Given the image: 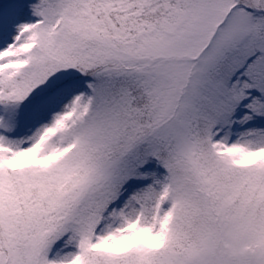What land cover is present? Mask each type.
Listing matches in <instances>:
<instances>
[{
  "label": "snow or ice",
  "instance_id": "6c2138e0",
  "mask_svg": "<svg viewBox=\"0 0 264 264\" xmlns=\"http://www.w3.org/2000/svg\"><path fill=\"white\" fill-rule=\"evenodd\" d=\"M0 264H264V0H0Z\"/></svg>",
  "mask_w": 264,
  "mask_h": 264
}]
</instances>
